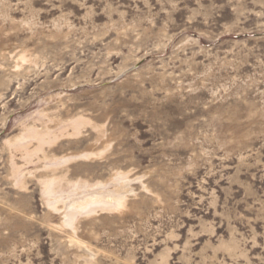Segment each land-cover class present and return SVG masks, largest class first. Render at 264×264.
Here are the masks:
<instances>
[{
  "label": "rangeland",
  "instance_id": "374dc122",
  "mask_svg": "<svg viewBox=\"0 0 264 264\" xmlns=\"http://www.w3.org/2000/svg\"><path fill=\"white\" fill-rule=\"evenodd\" d=\"M113 172L77 230L41 191ZM0 264H264V0H0Z\"/></svg>",
  "mask_w": 264,
  "mask_h": 264
},
{
  "label": "bare ground",
  "instance_id": "6f19581e",
  "mask_svg": "<svg viewBox=\"0 0 264 264\" xmlns=\"http://www.w3.org/2000/svg\"><path fill=\"white\" fill-rule=\"evenodd\" d=\"M20 57L25 59V56L23 55ZM85 122L86 121L83 119H73L64 126H59L57 130H50L49 127H46L44 129H36L34 128V126L25 127L22 134L9 141L8 143L10 147L17 148L23 151L25 157H31L33 153L31 154V152L28 151V143L35 140L37 143V148L35 151H43L44 145H50L60 135H62L64 132H67L68 128H70L74 134L79 132L81 125ZM98 133H104L103 127L98 128ZM109 147L110 143L107 141L104 143L102 150L100 151H90L74 154L69 156V158L65 159L63 162L66 163L71 159L77 157L91 158L93 156H102L109 149ZM55 170V167H52L50 169V171L52 172H54ZM14 173H16V171H14ZM113 173L114 174L112 175L110 174L111 177H108L110 178L109 181H105L106 183L96 182L94 184L86 183V181L83 180H77L75 183H69L70 181L68 182L66 178L60 176L56 177L54 176V174H52V177L50 178H42L43 181L41 180V191L43 197L46 199V202L47 204H49L51 209L64 210V219H66L63 221V223L75 230L76 228L74 226V221H76V218H78V215H81L82 212H87L90 214L93 212H97V210H122V208L125 207L126 202H128L127 198H129V193H131V191L133 190L130 187L127 173ZM17 176L18 175H16L15 177ZM64 180L66 181L64 182L66 183V186L63 187L62 181ZM16 181H19V183L24 186V180L22 181V178H16ZM58 204H61V206L59 207ZM80 244L82 243L80 242Z\"/></svg>",
  "mask_w": 264,
  "mask_h": 264
}]
</instances>
